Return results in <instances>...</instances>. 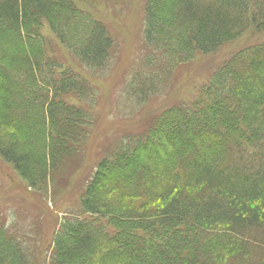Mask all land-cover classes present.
Here are the masks:
<instances>
[{
	"label": "trees",
	"instance_id": "16d2710c",
	"mask_svg": "<svg viewBox=\"0 0 264 264\" xmlns=\"http://www.w3.org/2000/svg\"><path fill=\"white\" fill-rule=\"evenodd\" d=\"M137 16L139 50L101 108L127 28L119 0H0V159L27 189L54 198L63 173L88 167L102 111L157 102L181 64L264 32V0H143ZM228 62L204 104L158 102L142 130L100 131L79 209L60 218L44 264H264V42ZM35 212L0 214V264L38 263Z\"/></svg>",
	"mask_w": 264,
	"mask_h": 264
},
{
	"label": "rangeland",
	"instance_id": "374dc122",
	"mask_svg": "<svg viewBox=\"0 0 264 264\" xmlns=\"http://www.w3.org/2000/svg\"><path fill=\"white\" fill-rule=\"evenodd\" d=\"M110 1L112 4L114 3V0ZM142 1L143 0H119V8L120 11H122V15H124L125 17L128 16L126 25L127 28L122 33L123 43L120 47L121 55L116 54L115 58L112 60L110 75L108 76L107 74L105 76V78L107 77L106 82H97L100 88L99 91L102 93L101 96L104 94L102 96L103 102H101V108H103V104L107 103L109 100L116 99V91L119 90V86L115 82L116 76L122 68L124 69L127 65L130 64L132 58H134L133 56L136 54L137 50H139V45L141 44V42L139 41V37L141 36V33L139 32L140 21L137 16V11L141 6ZM101 6L104 7V4L101 3ZM107 10H110V8H107ZM113 28L114 29H111V33L115 35V32L119 31V28ZM261 42H264V32L259 33V35H255L252 34L250 30H248L247 32L241 34L238 39L220 46L217 51L212 52L208 55L196 57L194 61L181 64L179 68L174 69L171 84H169L168 87L165 88V90L162 92V98H160L157 102H152L153 99H150L148 100V104H146L145 107L141 106L139 108H135L134 102L131 101V103H125L124 99H121L122 103L120 104L121 107L119 108L121 116H118L116 119L114 115L108 117L107 113L102 111L103 122H101L100 126L96 128L97 130L95 131L94 138H92L91 142L89 143V152L87 153L88 158L86 161L89 162L88 167L78 170L72 175L67 174V172L63 173V181H65V179L67 178L69 179L67 188H64V186L62 185H58V188L63 189H56L59 194L55 193L54 198L53 188L47 195L49 197L48 198L45 196L41 197L42 194L40 192H33L27 189L24 184H20V180L12 171V167L5 164L0 159V214H13L11 223L15 224L23 221L25 217L36 211V222L39 219L41 225H43L41 231L44 237L42 245L44 251L37 258V264H44V259L46 258L45 251H49V243L51 242L52 235H54L58 227L62 215L64 216L66 212L73 213L75 210L79 209V190L83 186L84 179L89 174L88 168L93 164L92 160L95 152V146L99 138L98 134L101 130H107L109 127H117L120 124L116 121L119 120H123L121 122L123 126L125 125L126 129H130L136 132L139 131V129L142 130V128L140 127L143 126L147 118H149L147 116V113L148 111H150L151 105L154 104L156 106L158 102V107L161 108L165 106L172 107L180 103H185L187 105L191 102L196 101L197 98L202 100L204 104L205 97L200 96L199 92L201 89H207L211 76L218 69H220L222 65L227 66V64L229 63L228 61L233 57H240L246 48H252L255 44ZM0 65L3 66L4 69L9 70L8 64L4 63V60L2 58H0ZM115 83L116 87L114 88ZM1 95L2 93L0 92V97ZM213 103L217 104L215 100H213ZM131 106L135 109L130 108ZM224 106L225 104H223L222 101L220 107L224 108ZM224 118H226L225 113L223 111L219 112V117L216 118V122H219V120H222ZM33 125V122L32 125H28L27 123L24 124L27 129H29ZM174 125L175 123L172 124V127ZM167 126L169 125L167 124ZM168 128L169 127H167V130L165 129V131H168L169 133V136L167 137L172 142V144L175 145V142L173 141V134H171V130ZM156 144L157 143L152 144V147H154ZM31 146H33L34 148L36 147V144H32ZM34 150L36 149L34 148ZM119 171L121 175L125 176V170L123 168L119 169ZM128 180V184L133 181L131 178H128ZM11 188L12 191L10 193H6ZM51 198H53L52 202L50 201ZM40 210H42V212ZM153 237H155L156 241L159 242L163 239L160 235H155ZM31 246H34L33 242H31ZM33 248L37 249V247Z\"/></svg>",
	"mask_w": 264,
	"mask_h": 264
}]
</instances>
